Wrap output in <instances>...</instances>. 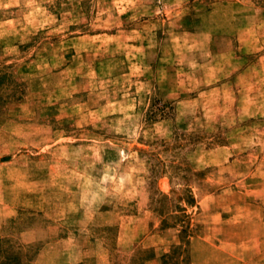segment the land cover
<instances>
[{"label":"rangeland","instance_id":"1","mask_svg":"<svg viewBox=\"0 0 264 264\" xmlns=\"http://www.w3.org/2000/svg\"><path fill=\"white\" fill-rule=\"evenodd\" d=\"M7 252L264 264V0H0Z\"/></svg>","mask_w":264,"mask_h":264},{"label":"trees","instance_id":"2","mask_svg":"<svg viewBox=\"0 0 264 264\" xmlns=\"http://www.w3.org/2000/svg\"><path fill=\"white\" fill-rule=\"evenodd\" d=\"M7 253L5 254L3 258L0 259V264H20L18 262L19 256L13 255L11 253L7 254Z\"/></svg>","mask_w":264,"mask_h":264}]
</instances>
